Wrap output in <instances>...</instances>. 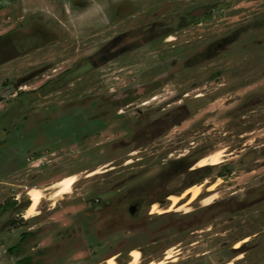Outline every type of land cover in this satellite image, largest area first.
<instances>
[{"label": "rangeland", "instance_id": "374dc122", "mask_svg": "<svg viewBox=\"0 0 264 264\" xmlns=\"http://www.w3.org/2000/svg\"><path fill=\"white\" fill-rule=\"evenodd\" d=\"M68 1L61 11L53 0H0V99L25 91L0 110V175L20 167L9 180L29 187L12 210L27 214L34 185L79 174L70 193L43 198L36 220L13 219L18 252L7 253L29 254L30 264L40 255L49 264H108L111 255L127 264L136 248L149 264L174 248L166 264H264V0H128L112 31L105 0L77 11ZM206 4L214 8L192 18ZM52 20H67L70 36ZM125 32L120 46L150 42L99 73L88 57ZM152 81L165 83L143 95ZM217 150L224 162L201 179L190 171ZM39 156L46 166L23 168ZM196 180L199 197L168 210L171 195ZM8 188L0 213L11 205ZM234 199L242 205L232 209ZM155 203L167 210L152 213Z\"/></svg>", "mask_w": 264, "mask_h": 264}, {"label": "flooded vegetation", "instance_id": "af4514ba", "mask_svg": "<svg viewBox=\"0 0 264 264\" xmlns=\"http://www.w3.org/2000/svg\"><path fill=\"white\" fill-rule=\"evenodd\" d=\"M54 2H56V7L59 9V10H61V11H64L65 10V7H66V2H65V0H53ZM114 0H105V2H106V18H105V26H107L106 27V29L108 30V31H112V29H113V26H112V22H113V19H114V17H116V16H119V15H122L123 14V12H125V11H127V5H128V0H120L119 2H118V6L115 8V6H114V2H113ZM130 1V0H129ZM97 0H71V2H70V0L68 1V3H69V5L71 6V7H73V8H75V9H73L74 11H77V10H82V9H84V8H87V7H89V6H94V5H96L97 3ZM130 3V2H129ZM98 5L100 6V3H98ZM212 8H214V6L213 5H211V4H206V5H203V6H200V7H196V8H194L193 10H192V12L195 10V9H206V11L202 14V15H200V16H203V15H205V14H207L209 11H211V9ZM191 12V13H192ZM191 15V14H190ZM199 16V17H200ZM195 16H193L192 18H194ZM104 20H103V18H102V15H101V13H100V15L99 14H96L95 15V17L93 18V20H92V22L90 23V24H88L90 27H94V28H99V26H100V24H101V22H103ZM51 23L53 24L52 26H54V25H57V26H66V28L67 29H64V31H63V33L65 34V36H67V34L69 35V23L67 22V20H65V24H64V22H63V20H52L51 21ZM34 24L35 25H41V26H46V24H43V23H39V24H37V22H36V20H35V22H34ZM68 24V25H67ZM103 25V24H102ZM68 26V27H67ZM79 26H82V24H80ZM158 26H154V29L152 30V29H150L149 30V32L150 33H153V34H156L157 32H158ZM42 33V35H40V37L41 38H44V35L46 34L45 33V30L44 29H42V30H40ZM93 31V34H92V36H96L98 33H97V31H96V29H93L92 30ZM96 31V32H95ZM50 33V32H49ZM50 34H47V38H46V40H49L50 39ZM70 36V35H69ZM49 37V38H48ZM127 37H130V34H128V33H124V34H122V35H118V36H116V37H110V38H107L106 39V45H104L102 48H100V50H98V52H96L97 54H93L92 56H89L88 57V60H89V62H90V64L94 67V69L95 70H98V72L99 73H101V74H108V73H110L111 71H114V68H113V64H114V62H116L119 58L121 59V58H124V57H122L123 55H124V53H126V52H130V51H132V50H134L135 48H137V47H140V46H142V45H144V44H147L148 42H150L148 39L146 40V41H144V39H141V40H139L138 41V45H134V42H130L129 44H124L123 46H120V43L121 42H123V40L124 39H126ZM147 38V37H146ZM127 58H130V56L128 57L127 56ZM145 58V60H149L147 57H144ZM125 60V59H124ZM149 63H151V62H149ZM152 67H154V68H156L155 66H151V70H153L154 68H152ZM124 69H126V67H120V68H118L117 70H115V72H117V71H123ZM54 71H56V69L54 70ZM65 71L66 70H64V71H62V72H60L59 74H63V73H65ZM165 82H156L155 83V81H152V82H149V85H147L145 88H144V91H143V95L145 94V92H147L148 90H150L153 86H156V88L157 87H159L160 85H163ZM43 86V85H42ZM41 86V87H42ZM20 88V87H19ZM18 88V89H19ZM28 91H32V90H28ZM20 93H25V91H23V90H20V92L19 93H17L16 95H15V97H19L21 94ZM167 105H171V103H167ZM181 108H185V106L184 105H179L178 107H177V109H181ZM173 111V110H172ZM168 117H171V116H168ZM90 121H87V122H85V123H83V124H88ZM82 124V125H83ZM82 125H79L80 127H82ZM197 161V160H196ZM195 164V163H194ZM189 168H191V172L192 171H194L196 168L192 165L191 167H189ZM198 182V181H197ZM196 181H194L191 185H189V186H193L194 184H196L197 183ZM188 188V187H187ZM209 190V189H208ZM209 191H211V190H209ZM243 191H245L244 189H240V192H243ZM238 191H234V192H231L230 193V196H234V195H236V193H237ZM250 192H252V191H250ZM244 199L245 198H249V201L250 202H255V198H252L251 196H250V194H249V197L247 196V197H243ZM202 201V199L200 200V202ZM238 203H239V205H242V204H240V203H242V200H238V199H234V201L232 202V204H231V208L233 209L234 207H236L237 208V205H238ZM224 204V203H223ZM230 204V203H229ZM233 248V247H232ZM32 250H34L35 248H31ZM38 249V248H37ZM36 249V250H37ZM40 249H43V248H39V250ZM234 249V248H233ZM18 250V248L16 247L15 248V246H13V247H11V251L13 252H18L17 251ZM21 257V256H20ZM24 257V259H26L25 260V262H23L24 264L25 263H28V264H30L31 262L33 263V261H31L32 260V257L30 258V255L29 254H26L25 256H23ZM23 257H21V259H23Z\"/></svg>", "mask_w": 264, "mask_h": 264}, {"label": "crops", "instance_id": "0c3cea01", "mask_svg": "<svg viewBox=\"0 0 264 264\" xmlns=\"http://www.w3.org/2000/svg\"><path fill=\"white\" fill-rule=\"evenodd\" d=\"M17 93L18 92H16V94ZM16 94L11 96V99L17 98V97H15ZM11 99L10 98H6L4 100L0 99V105H1L0 110L3 109L2 112L5 111L4 108L7 107V103ZM0 114H1V112H0ZM44 158H46V156L28 158L27 163L23 166V168L26 169V168L30 167L29 170H31V171L33 169L40 170V168L42 169V166H46V164L42 162ZM49 164L50 163H48L47 165H49ZM20 171L22 172L23 170H21L20 167H16L12 170H9L7 172V176L3 177L0 175V192L5 191L7 189V187H10V189L8 188V191H10L9 195H10V197H12L11 201H9V204H11V205L3 208V211H1V213H0V250H1L0 251V258H2V261H0V264H24L23 263L24 261L21 259V257L15 258L13 255L7 253V251L11 250V247H13L15 245L14 242H12L13 240L16 239V237L14 236V233L20 231V227L17 226L16 224H13V219L19 217V218H24L25 221H28L29 219H35L36 220V218L40 217L39 212H37L35 215L28 218L22 212H16V210H15L16 208L21 207V205H19V204L21 203L20 197L23 193L22 188H29L26 184L25 185L24 184L18 185L17 180L13 181V182L11 180H9V177H12V178L15 177L16 174L19 173ZM26 171H27V169H26ZM73 173H76V172H73ZM73 173H70V174H73ZM70 174H67V175H70ZM67 175H64V176H67ZM58 180L52 181L51 183L48 182V183L37 184V185H34V187L44 186V187H42L43 190L45 191V192L43 191L44 192L43 198L48 197L47 198L48 200L53 199V198H49L50 197L49 195L54 194L56 189H55V191H53V193L51 191L49 192V190L53 189L51 187ZM49 201H51V200H49ZM0 203H4V198L2 197V195H0ZM12 207L13 208L15 207V209L12 210ZM50 210H52V208H50ZM26 212H27V210H26ZM35 229H36V226H31V227L27 228V231L31 232V231H34ZM6 234H9L10 237H8V235H6ZM29 238L30 237L26 238L25 243H27V240ZM7 243H10L12 245L7 247L8 246ZM25 243H24V245H25ZM37 245H38L37 246L38 249L40 247H42V243H39ZM34 248H35V246H34ZM35 249H37V248H35ZM42 257H43V255H42ZM42 260H44V259H41V255H40V261H38V264H49V263L44 262ZM25 264H28V263H25Z\"/></svg>", "mask_w": 264, "mask_h": 264}, {"label": "bare ground", "instance_id": "6f19581e", "mask_svg": "<svg viewBox=\"0 0 264 264\" xmlns=\"http://www.w3.org/2000/svg\"><path fill=\"white\" fill-rule=\"evenodd\" d=\"M172 39L173 38H170L169 40H172ZM225 153L226 152L224 150H217V151H214V152H212L206 156H203L199 161V166L204 167L207 165L220 164L226 160V154ZM77 182H78V174L77 173H73V174H70V175H67V176L60 178L54 185L56 187L57 191L54 193L52 198H57V197H60V196H63V195L70 193L72 191L74 185L77 184ZM194 185L191 188H189L186 192H184L181 197L178 195H174V194L171 195L170 198L173 201V203L169 207H167V209L172 210L173 208H177V206H179L178 208L181 209V208H185V207L189 206L191 204V202H193L201 194L202 186L196 185V184H194ZM211 188L214 190V187L211 186ZM186 194H189V201L187 203H184L183 200H184ZM29 195L31 196L32 203L30 204V206L27 210L26 216L28 218L37 213L36 210H37L38 206L40 205V203L43 199V196H44L42 190L39 187H31L30 191H29ZM213 200H214V195H211V196L205 198L203 202H205L206 204H211L213 202ZM180 204H182V205L180 206ZM165 209L166 208L158 207V204L155 203L153 206L152 213H156L158 211L163 212ZM248 239H246L245 242ZM239 245L240 244H238V246ZM173 249L174 248H171L168 250L167 256L165 257V259H163L159 262L151 261L149 264H166V263H168L169 260H172V258H174L173 253H175V251H173ZM131 255H132V259L130 261H128L127 264H140V262H142L141 259H143V258H142V254L139 251V249L133 248L131 250ZM239 257H241V256H239ZM106 261L108 262V264H118L114 255L109 256L106 259ZM227 264H232V262H229Z\"/></svg>", "mask_w": 264, "mask_h": 264}, {"label": "trees", "instance_id": "16d2710c", "mask_svg": "<svg viewBox=\"0 0 264 264\" xmlns=\"http://www.w3.org/2000/svg\"><path fill=\"white\" fill-rule=\"evenodd\" d=\"M209 166H215V165H207V166H204V167H200V168H197V169H195L194 171H192V173H198V178H202L203 176H205L206 174H207V168L209 167ZM197 178V179H198ZM198 180H196V182H197Z\"/></svg>", "mask_w": 264, "mask_h": 264}, {"label": "water", "instance_id": "95a60500", "mask_svg": "<svg viewBox=\"0 0 264 264\" xmlns=\"http://www.w3.org/2000/svg\"><path fill=\"white\" fill-rule=\"evenodd\" d=\"M205 11H206V9H195V10L191 13V16H200V15H202ZM134 207H135V206H132V208H131L132 212L134 211Z\"/></svg>", "mask_w": 264, "mask_h": 264}, {"label": "built area", "instance_id": "2783aa9c", "mask_svg": "<svg viewBox=\"0 0 264 264\" xmlns=\"http://www.w3.org/2000/svg\"><path fill=\"white\" fill-rule=\"evenodd\" d=\"M29 193V192H28Z\"/></svg>", "mask_w": 264, "mask_h": 264}]
</instances>
